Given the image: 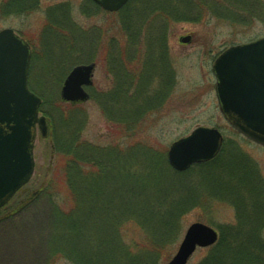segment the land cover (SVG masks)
Masks as SVG:
<instances>
[{
    "label": "rangeland",
    "instance_id": "374dc122",
    "mask_svg": "<svg viewBox=\"0 0 264 264\" xmlns=\"http://www.w3.org/2000/svg\"><path fill=\"white\" fill-rule=\"evenodd\" d=\"M5 1L7 0H0V30L13 28L28 38L34 47L29 86L36 94L43 96L44 101H48L46 105L43 101L41 112L47 117L50 127L46 138L38 133L35 144V174L25 192L22 191L7 207L0 210V264H75L74 257L55 254L51 247L55 222L57 224L54 212L67 211L73 206L72 201L67 202L70 192L64 178L66 171L61 159L64 154L60 152L56 142L64 118L67 119L66 126L73 123L75 127H79L80 120L82 123L85 120L81 141L100 146L121 142L123 160L132 170L135 168L139 176L156 173L155 155L159 151L165 153V161L169 165L168 150L171 144L188 136L197 126L215 127L225 138L221 151L224 162H230L227 169L221 170L225 179L228 182L234 181L229 179L230 175L227 173L230 170L243 169L242 174L254 173L264 183V147L234 131L224 118L219 108L213 73L215 59L230 45L264 37V0H177L181 4L176 3V13L166 14L162 10L169 6V0L164 3L158 0L154 2L158 4L156 19L154 15H149V3L155 0H131L118 13L98 10L87 0H39L40 6L37 10L23 15L2 11L1 5ZM52 24L59 29H53ZM190 35V43H181L182 38ZM110 40H114L113 44L122 47L124 51L130 50L131 54L135 50L141 52L142 57L139 61L134 60L131 68L149 72L144 78L148 82L145 97L152 98L153 94L159 97L164 92L159 100L145 99V103L141 100L137 105L133 100L131 103L135 105L132 110L127 104L124 109L121 107L124 99L110 100L113 113L116 114L119 106L118 114L124 115L129 122L134 121L139 113H144L137 123L123 125L119 131L117 127H108L98 99L79 103V108L74 111L66 107L51 108L53 102L62 101V87L69 72L76 65L85 63L91 50H98ZM166 56L169 57L168 60ZM118 64L125 67L123 62ZM99 72L96 82L97 88L101 89L107 86V82L104 81V70L99 68ZM170 84L171 88L168 86ZM156 85H159L158 88ZM110 87L111 84L108 89ZM135 87L136 85L132 89ZM167 91L169 93L164 99ZM125 101L130 102L127 98ZM64 104L67 106L70 103ZM148 107L152 108L147 110ZM75 113H80L76 121L71 120ZM241 157H244L243 161L239 159ZM168 167L169 170L171 167ZM192 168L189 171L192 170L193 173ZM170 170L174 171L172 168ZM169 173L171 176L169 175L167 182L174 178L189 179L194 175L189 172L181 177V173ZM124 180L126 185L134 183L129 178ZM193 183L192 180L186 181L184 187L188 189ZM100 184L103 186L101 192L104 193L95 195L92 199L88 205L87 216L92 218V224L99 220L101 222L97 225L90 224L93 227L89 228V235L94 234L93 228H101V234L97 235L100 255L103 258L112 257L111 261L117 262L118 258L114 255L121 253L118 240L115 239V229L121 244L124 243L132 249V255H144L146 259L143 261L148 264H167L178 251L188 227L194 222H202L215 229L233 225L235 230L244 231L247 227V224L238 222L237 208L226 190L223 191L225 195L208 193L205 196L197 189L196 192L193 191L199 201L187 207L186 213L178 219L174 231L171 229L169 238L163 246L157 247L158 244L152 245L147 228L152 227L153 223L148 219L138 221L135 219L136 214L126 213V208L124 213L126 204L123 198L117 205L116 212L112 206L105 205L108 199L111 201L115 197L118 199V195L121 197L122 184L114 186L108 192L105 181ZM243 195L250 197L248 191H243ZM27 196L32 198L29 200L32 205H24L22 210L20 206L24 204ZM99 196H103L100 197L102 204ZM130 199L137 200V195ZM135 206L139 208V203ZM103 208L105 214L102 213ZM100 209L101 216L98 215ZM107 209L112 212L109 213ZM111 221L116 226L109 225ZM164 222L166 220L160 223ZM68 232H62V239L67 242L70 240ZM55 234L60 236L59 232ZM89 239L91 243L92 240ZM144 247H155L157 254L151 251L140 253L144 251ZM86 250H89V256L92 250L88 247ZM206 255V249L197 250L188 264H200ZM117 263L132 264L131 260H119Z\"/></svg>",
    "mask_w": 264,
    "mask_h": 264
},
{
    "label": "trees",
    "instance_id": "16d2710c",
    "mask_svg": "<svg viewBox=\"0 0 264 264\" xmlns=\"http://www.w3.org/2000/svg\"><path fill=\"white\" fill-rule=\"evenodd\" d=\"M156 1L158 0L149 3V15H154L155 19L157 18L156 11H158V9H156L158 4L154 3ZM158 2L164 3L166 1L159 0ZM176 3L181 4L180 1L169 0V6L162 11H164L165 14L168 12L176 13L174 10ZM39 5V0H7L1 5V10L11 11V14L23 15L37 10ZM164 13H162L163 16H165ZM56 28L57 26L53 25V29ZM45 30H47V27ZM61 33L63 34L64 32ZM135 37H137V35ZM125 100L126 99H124L121 106L123 109L125 108V104L131 106L130 110H132L133 105L138 104V100H134L135 104L131 103L133 100L129 103ZM44 103L46 105V103L48 104V101L45 100ZM51 105V108L53 109L56 107H66V109L69 108L74 111L79 108V106H74L73 104H68L66 106L64 101L61 100H57ZM143 114V112L139 113L137 118L132 122L126 120L124 115L121 116L118 112H116L115 117L117 118L119 116L120 120L124 122V125L129 124L130 126L142 117ZM78 116H80V113H75V117L73 119L71 118V120L76 121V117ZM66 122L67 119L64 118L61 133L58 134L59 136L56 142H58L57 145L60 152L62 151L64 154L61 159L64 162L63 168L66 171L64 178L66 179V184L70 192L68 196L70 199L68 198L67 202L72 201L73 206L67 211L60 210L54 212L57 224L55 222V230L53 229L51 237L53 253L71 255L74 257L73 261L75 264H118L117 262L119 260L127 262L131 260L132 264H148V262L143 261L146 259L144 255H132V249H129L124 243L121 244L116 229L115 239L118 240V248L121 250L120 254L114 255L118 258L117 262L111 261L110 259H112V257L103 258L100 255V241L97 238V235L101 234V228H93V230H95V232H93L94 234L89 235V228L93 227L92 225L99 224L101 221L99 220L94 224L90 223L92 218L87 216L89 213L88 205L91 203L92 199L96 197L95 195H101L104 193L101 192L103 186H101L100 183L105 181V185L108 189L106 192L120 184H122L123 189L121 197L118 195V199H116V197L111 201L108 199V201L105 202V205L112 206L114 212H116L117 205L123 198L126 204L124 205V213L126 208V213L136 214L135 219L138 221L139 219H142L143 221L148 219L153 223L152 226L149 222L148 224L152 227L148 226L147 228L150 229H148V231L151 235L150 238H152V245L158 244L157 247L163 246L164 242L169 238L172 232L171 229L174 231L178 219L186 213V210L188 209L187 207L196 201H199L196 199L193 190L196 192V190L199 189L202 191L203 195L205 194V196L208 193H217L220 196L225 195L223 191L226 190L229 194L228 197L233 198L234 205L237 208L238 222L244 225L247 224V227L244 231H240L235 230L236 227L233 225L220 226L219 242L215 246L207 249V255L200 264H264V183L261 182L254 173L249 175L247 172L245 175L241 173L243 169L230 170L227 174L230 175L229 179L234 181L228 182V179H225L221 170L227 169L230 162H224L222 152V155L220 154L216 159L193 167L194 171L197 173L194 171L192 173V170H190L180 174V176L183 177V175H187V173L190 172V174H194L193 177H190L189 179L174 178L167 182L170 175L169 172H171L172 175L179 172L175 171L176 173H173L174 171L172 172L170 170L171 168L169 170L167 169L169 165L165 161L166 155L159 151L158 154L155 155L156 173H152L149 176H139L137 175L135 168L132 170V167L127 165V162L123 160V157L121 156L122 151L120 150V147H123L121 143L107 148L91 142L81 141L80 135L84 131L85 120L83 123L80 120V123H78L79 127H75L73 123L66 126ZM239 159L243 161L244 157ZM61 162H59V165ZM123 174L124 177L120 180L121 175L123 176ZM124 178H129L134 183H127L126 185ZM191 180L194 183L186 189L184 183L186 181L190 182ZM228 187L233 190L230 191ZM48 191L50 192L49 189H47V192ZM179 191H186V193L180 194ZM188 191L189 195L187 196ZM243 191H248L250 197L246 198L243 195ZM50 195L54 198V195L51 192ZM135 195H137V200L139 202L136 199H130L131 197L134 198ZM100 197L103 198V196H99V198ZM190 197L194 199H191ZM101 198L100 200L102 204L103 201ZM30 199L32 198L27 196L23 202L24 204L21 205L20 208L24 205L31 206L32 204L29 202ZM127 203L130 205H127ZM138 203L139 208L135 206ZM101 204L98 206H101ZM54 205H56V202H54ZM21 209L23 210V208ZM107 210L109 213L112 212L110 209ZM102 213L105 214L104 208ZM116 214H114V216H116ZM11 215L12 214H10V216ZM98 215H102L101 209L98 212ZM165 220L166 222L160 223ZM109 225H114V223L112 222ZM154 227H157V229ZM65 231H69L68 233H70V240L68 242L62 239V232ZM56 232H59L60 236H57L55 234ZM89 238L92 240L91 243ZM172 239H174V236ZM92 243H95V246H92ZM87 247L92 250L89 256L87 255V251H89L86 250ZM143 249L144 251L140 253L151 251L157 254L156 251H158L155 247L152 249L144 247Z\"/></svg>",
    "mask_w": 264,
    "mask_h": 264
},
{
    "label": "water",
    "instance_id": "95a60500",
    "mask_svg": "<svg viewBox=\"0 0 264 264\" xmlns=\"http://www.w3.org/2000/svg\"><path fill=\"white\" fill-rule=\"evenodd\" d=\"M108 11L120 10L129 0H93ZM183 40V42H187ZM31 50L13 29L0 32V208L29 182L34 169L37 124L44 137L48 124L39 116L41 99L28 87ZM95 65L76 67L62 89L65 101H85V85L92 83ZM217 94L221 111L238 131L264 146V38L234 46L216 61ZM223 136L216 128L198 127L173 143L169 161L179 171L214 159ZM218 232L203 223L192 224L168 264H187L197 247L217 243Z\"/></svg>",
    "mask_w": 264,
    "mask_h": 264
},
{
    "label": "flooded vegetation",
    "instance_id": "af4514ba",
    "mask_svg": "<svg viewBox=\"0 0 264 264\" xmlns=\"http://www.w3.org/2000/svg\"><path fill=\"white\" fill-rule=\"evenodd\" d=\"M113 42L114 40L106 41V43L100 46L98 50H91L89 55H87L88 64H95L92 76L93 81L87 87V101L94 102L100 98V100H102V111L104 112L102 115L106 119L108 127L111 126L113 129L117 127V131H119V129L123 128L124 122L120 120L119 116L117 118L115 117L113 108L109 104L110 100L115 101L127 98L130 101L143 100L145 103V99H154V95H151L152 98L149 96L145 97L144 95L148 85V82L145 81L144 78L149 74V72L145 69L138 71L131 68L134 66V60L139 61L142 57L140 54L141 52L139 50H135L131 54L130 50L124 51L122 47L113 45ZM166 57L169 58L168 56ZM122 62L125 64V67L123 68L122 65L118 64ZM99 68L104 70V81L107 82V86L101 87V89L97 88L96 82L100 74ZM110 84L111 87L108 89ZM134 85H136V87L135 89H132ZM171 85L172 84L169 85L170 88ZM168 93V91L165 93L164 99ZM119 110L118 106L117 112Z\"/></svg>",
    "mask_w": 264,
    "mask_h": 264
}]
</instances>
